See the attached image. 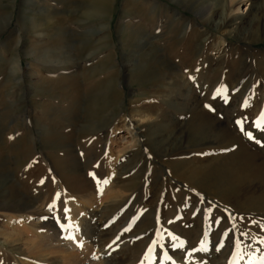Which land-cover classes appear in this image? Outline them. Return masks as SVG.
<instances>
[{
    "label": "rangeland",
    "instance_id": "obj_1",
    "mask_svg": "<svg viewBox=\"0 0 264 264\" xmlns=\"http://www.w3.org/2000/svg\"><path fill=\"white\" fill-rule=\"evenodd\" d=\"M230 1L0 0V204L51 206L63 189L60 208L67 198L84 206L74 216L79 243L106 245L126 264L164 250L186 264L177 240L198 264L264 256V0H242L221 28H208ZM154 35L149 52L141 43ZM193 167L194 179L178 176ZM33 217L44 219L45 207ZM205 238L229 249L212 260L198 252ZM4 246L0 264H42L15 262L19 242Z\"/></svg>",
    "mask_w": 264,
    "mask_h": 264
},
{
    "label": "bare ground",
    "instance_id": "obj_2",
    "mask_svg": "<svg viewBox=\"0 0 264 264\" xmlns=\"http://www.w3.org/2000/svg\"><path fill=\"white\" fill-rule=\"evenodd\" d=\"M31 1L32 0H28V2H31ZM135 1L138 4H140L141 2V0H135ZM169 1L175 2L180 6L191 4L190 3L191 0H169ZM143 3H146V0H142L141 4ZM241 3H242V0H233L227 3L228 5L225 11H228V13L227 15L225 14L223 16V19L219 23L218 26H210L208 22L205 23V25L208 28H212L214 30H216V28H219V27L221 28V26L225 24L224 22L225 19L230 18V12L233 14L236 9L238 10ZM148 7H149L148 13L150 16L154 15L155 12H157L159 9L158 2H152L151 5H149ZM205 10L207 11V13L205 14L210 15L211 7L210 8L206 7ZM39 14L48 15V10H42L41 13ZM179 15L180 13L175 11V14H172L171 19L176 21L179 19L177 17ZM208 19L210 18L208 17L207 20ZM190 27H191L190 23L188 24L186 22L184 24L182 31H181L182 37L185 38V36H187L186 34L188 33V30ZM255 28H256L255 26H252V28L250 27V29H255ZM157 29H158L157 33H160L161 28L158 27ZM263 34H264V26H263ZM156 38L158 37L154 35V36H151L149 40L147 39V40H143V42L141 41L142 48L145 47L147 51L151 52V50L157 47V42L154 43L152 41V40H155ZM40 62H45V56L40 60ZM34 65L39 66L38 64H34ZM16 69L22 70L19 67L18 61H15L13 64V71ZM59 74L60 73L50 74V76L52 78ZM260 117H261L260 115H256V117L252 120V124L257 125L258 119ZM244 126L246 125H243V131H245ZM44 128L43 129L41 128V133L43 130H45ZM255 128H258V126H255ZM133 132H134L133 130L127 132V133H130L132 140L135 137ZM41 133H40V136H41ZM126 138H128L126 135H123V136L121 135L118 138V141L121 144H125ZM121 147H123V145H121ZM124 148L125 147H123V149ZM200 171L201 170L199 169V167L198 168L193 167L192 169L191 168L189 169V172L180 173L178 174V176L179 177L182 176V178L184 179L185 175L190 173L187 176L189 177V180H192L194 179L195 175H198L200 173ZM121 172H122L121 174H126L128 171H126V169L123 168ZM111 174L112 173H109V175L107 176V179L109 181L107 184L110 183ZM64 195H65L64 190L59 189L58 193L53 198L55 204H51L52 207L46 205L44 201L43 203H41L40 206H35V203H33L29 199H25L24 201H19L17 203L16 202L12 203L9 200L4 203H1L0 204V220H2L3 223H5L3 226V230H2L5 233H3L2 231L0 233V239L4 241V242H0V253L2 251H5L6 253H8L6 251V247L4 246V243L13 244V243L19 242L23 248L22 249L23 254L21 255V257L18 258L19 254L17 256L15 253H13L14 261L18 263L20 262L21 258H24L23 257L24 255L27 260H29L28 258H33V257L39 258L41 260L40 263L42 264H126L128 262L127 259H123L122 257H120L118 253L117 254L112 253L111 249L106 245L94 244L92 246H86V244L84 245V244L79 243L77 232H79L81 226H79L78 223H75L74 216L76 214H79V212L83 211L84 206L80 205L74 199L67 198L65 199L63 208L61 207L63 210H61L60 205L58 204V200H60V198ZM102 196L105 197V200H107L108 206L114 205L113 199H111L110 197H106L107 192L102 193ZM86 204L89 205L90 200ZM103 204L96 205L97 206L96 213L98 214L99 218H101L100 216H102L106 211V207ZM217 205H220V204H217ZM42 206L45 207L46 217L44 219H40V217H36V218L33 217L37 213H39ZM220 207H223V206L220 205ZM13 208L17 209L16 212H18L19 214L18 216L13 215V213H11V212H14L12 211L14 210ZM61 214L62 215L65 214V217H66L65 220H62L59 217V215ZM107 222H108V219L101 220L99 222L98 229L99 230L104 229L105 228L104 226H106ZM41 223L49 224L51 226L50 229L42 230L39 226ZM207 224L209 225V222H207ZM81 233L82 232L80 231V234ZM69 236H71L72 239H68L67 237ZM181 243H182V246H181ZM216 245L217 244L215 243L213 244L211 240L205 238L200 242L199 248L197 247L198 252H203L208 257H210L212 260H218L222 251L224 249L225 250L229 249V246H226L223 244V247L221 248V250L216 251ZM205 247L208 250L202 251L201 249ZM176 248L183 250L187 253L186 264H198V262L195 261L196 256L194 255V252L191 251V249H189V246L184 241L177 240ZM261 255L263 254H260L259 257L257 255H253V257H251L250 260H245V261H243L240 257H234V256L232 257V255L231 256L229 255L230 256L229 260L230 258L231 259L235 258L239 261V264H249L250 261H251V264H262L260 260ZM154 257L152 259L150 258V261L147 263L153 264L154 262L155 263L157 262V264H177L176 261L170 257V253L167 252L166 250L163 251L160 258L158 257V259H155ZM43 261L47 263H44Z\"/></svg>",
    "mask_w": 264,
    "mask_h": 264
},
{
    "label": "snow or ice",
    "instance_id": "obj_3",
    "mask_svg": "<svg viewBox=\"0 0 264 264\" xmlns=\"http://www.w3.org/2000/svg\"><path fill=\"white\" fill-rule=\"evenodd\" d=\"M237 123L238 124H240V121H237ZM258 127H259V125H257ZM242 131H243V129H242ZM246 135H248V137L251 139L252 138V135L250 134V133H246ZM259 142V141H258ZM90 175H91V173H90ZM109 181H108V179H103V180H98L97 181V191L98 192H102L103 191V187H102V185H106L107 183H108ZM50 207H52V206H50ZM241 235L243 236L244 235V233H241ZM68 239H72V237L71 236H69V237H67ZM173 239H176L175 237H173ZM261 245H264V239H262V240H259L258 241ZM202 243H204V242H202ZM234 243H235V246L237 247V248H239L240 246H241V244H242V241H234ZM181 246H182V243H181ZM173 247H176V245H173ZM223 247V244L222 243H218L217 245H216V251H220L221 250V248ZM248 247H250V246H248ZM154 249L153 248H149V252H152ZM202 251H207L208 249L205 247V248H203V249H201ZM236 255H239L238 253H235L234 254V256H236ZM242 258V257H241ZM260 260H261V262H262V264H264V256H261L260 257ZM141 264H144V261H142L141 262ZM229 264H239V261L237 260V259H230L229 260ZM249 264H251V261L249 262Z\"/></svg>",
    "mask_w": 264,
    "mask_h": 264
}]
</instances>
